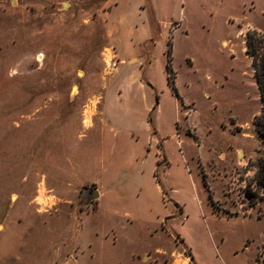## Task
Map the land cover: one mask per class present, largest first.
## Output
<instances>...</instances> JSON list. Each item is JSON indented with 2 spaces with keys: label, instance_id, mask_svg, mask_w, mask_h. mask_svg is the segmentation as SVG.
<instances>
[{
  "label": "rangeland",
  "instance_id": "374dc122",
  "mask_svg": "<svg viewBox=\"0 0 264 264\" xmlns=\"http://www.w3.org/2000/svg\"><path fill=\"white\" fill-rule=\"evenodd\" d=\"M124 1L133 3L124 14L155 28L139 47L153 86L136 115L147 131L156 96L167 129L176 104L192 111L181 119L199 138L184 136L188 168L159 167L166 202L151 188L135 201L137 180L124 176L111 211L93 210L95 184L80 182H98L103 161L86 127L103 109L105 80L137 75L126 65L112 76L118 16L108 17L109 0H0V264H193L186 249L199 264H264V189L252 186L249 165L263 148L254 121L262 100L246 46L250 30L264 33V0Z\"/></svg>",
  "mask_w": 264,
  "mask_h": 264
},
{
  "label": "crops",
  "instance_id": "0c3cea01",
  "mask_svg": "<svg viewBox=\"0 0 264 264\" xmlns=\"http://www.w3.org/2000/svg\"><path fill=\"white\" fill-rule=\"evenodd\" d=\"M132 4L131 1L124 0H109L107 3L109 8L107 11L108 17L118 16L114 19L115 30L112 33L109 32V36L113 38L112 40H116V54L118 55V64L112 76L119 74L126 65L137 69V75L134 79L118 80L117 84L113 83L115 77L105 80L102 94L103 109L99 111L98 120L94 122L93 126L86 127L91 131L90 146L96 145L98 139H100L97 146L98 153L103 161L98 182H84V180L80 182V185L95 184L94 190L90 193V195H96L92 199L94 203L93 210L107 209L111 211L109 206H114L122 198L121 179L124 176H130L137 180L135 201L147 200L150 197L149 189L151 188L157 190L162 195L163 201L166 202L168 192L162 187V181L157 174L159 167H163L164 171L172 166H176L182 171L187 169L189 157L182 148L185 142L184 136L189 134L199 140L198 136L192 133V128L188 123L182 125V116L186 115L187 121L192 111L181 109L179 103L176 104V115L173 114L175 127L168 129L163 124L162 115L160 117L158 115L162 111V107L157 99L153 108L151 105L146 107V112H149L147 124L150 123V113L152 115L153 111L157 109L155 121L152 117V123H150L147 131L144 130L143 122L139 121L136 115L138 108L135 105L140 102V93L146 89V84L149 82L142 74L145 65L143 59L138 56L139 47L150 40L154 35L155 28L152 19L147 18L140 22L139 18L134 17L131 12L124 14L126 7H131ZM134 56H138L137 62L131 63L130 61ZM136 64L140 66L136 67ZM113 93L114 100L110 102L109 98L113 96ZM179 94H175L178 99H180ZM110 123L116 124L118 127L113 125L110 127ZM171 145L176 146L175 150L170 148ZM189 156L194 159L193 155L189 154ZM188 172L191 173V170L188 169ZM153 178L154 185L151 184ZM194 189L196 195H198L195 185ZM36 197L38 196L35 195L32 198V202H35ZM174 198L172 201L177 204V213L183 216L184 220L188 219L185 203L176 197ZM196 198V204L200 210L205 213V206L208 205V212L211 214V205L208 203V199L198 196ZM177 201L183 203L184 206L182 207ZM38 208L47 213L52 211L57 213L61 210V206L52 210L47 207L42 209L38 206ZM59 216L56 220L49 222L52 227L61 224L62 220ZM0 226H2V229L4 228L2 223H0ZM196 260H199V258L196 257ZM195 262L199 264V261ZM186 264H189L188 261Z\"/></svg>",
  "mask_w": 264,
  "mask_h": 264
},
{
  "label": "trees",
  "instance_id": "16d2710c",
  "mask_svg": "<svg viewBox=\"0 0 264 264\" xmlns=\"http://www.w3.org/2000/svg\"><path fill=\"white\" fill-rule=\"evenodd\" d=\"M247 54L253 59L252 64L255 69L256 81L261 91V100H262V108L259 114H256L254 117V121L256 124V128L258 130V134L260 135L262 141V150L261 154L255 159L250 160L249 165H252L255 169V175L253 177V185L257 189H264V33L252 29L247 33ZM169 58L167 61V70L172 71L174 75L172 76V81L170 80V76H168V80L171 84L172 89L175 94L178 95L179 92L174 84V77L176 76L175 71L173 70L170 62L171 57V47L169 43ZM151 86H153L150 82H148ZM157 102L159 101V96H156ZM149 121L152 123V115H149ZM247 193L251 196H255L254 192L251 191V188L247 189ZM187 255L191 258L193 264H196L193 254L189 249H186ZM258 264V263H257Z\"/></svg>",
  "mask_w": 264,
  "mask_h": 264
},
{
  "label": "water",
  "instance_id": "95a60500",
  "mask_svg": "<svg viewBox=\"0 0 264 264\" xmlns=\"http://www.w3.org/2000/svg\"><path fill=\"white\" fill-rule=\"evenodd\" d=\"M95 196H96V195H94V194H91V196H90V197H91V199H93Z\"/></svg>",
  "mask_w": 264,
  "mask_h": 264
}]
</instances>
